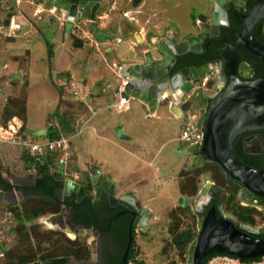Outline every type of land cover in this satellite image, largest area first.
Returning a JSON list of instances; mask_svg holds the SVG:
<instances>
[{
  "label": "water",
  "instance_id": "95a60500",
  "mask_svg": "<svg viewBox=\"0 0 264 264\" xmlns=\"http://www.w3.org/2000/svg\"><path fill=\"white\" fill-rule=\"evenodd\" d=\"M35 1L38 5H44L47 10L53 9L60 14L65 22L67 36L74 24L80 21L88 22L95 28L96 13L107 0ZM238 1L227 0L224 3V0H211L210 21L201 28L199 37L189 35L178 40L173 35L171 39L154 41L150 44L151 48L137 54L138 59L135 62L121 65L119 73L125 80L121 96L141 100L151 111L165 100L180 105L187 100H196L199 106L196 126L202 130L203 137L201 143L188 145L186 152L195 165L202 162L217 163L223 169L227 180L237 183L243 189L241 203L258 207L264 212V168L257 170L244 164L235 155L230 141L231 136L238 130L264 128V74L249 80L253 77V70L246 63L238 66L236 54V48L243 47L255 55L264 67V45L255 39L252 32L253 27L264 19V6L254 5L243 17L235 44L231 45L223 40L232 49V62L224 56L227 61L222 57L218 62L199 68H185L170 75L178 57L191 53L200 54L201 44L205 39L218 35L219 26L227 22L226 10L231 6L237 9ZM208 73L213 76V86L205 91L202 87ZM226 77L229 83L225 86ZM213 87L224 88L215 95L216 93H212ZM44 133L43 129H38L32 132V136L39 137ZM87 172L93 187L94 202L101 200L107 202L109 207L120 204L128 210L138 211L135 198L128 193L117 195L116 184L111 179H103L98 169L92 172L91 167H87ZM53 179L63 183V187L57 190V195L61 192L64 196L74 194L76 202L87 197L84 185L65 178L62 173L54 172ZM206 184H209L208 180L204 181V187L199 191L200 196L206 195ZM3 195L0 188V201ZM63 207L66 208V205ZM194 212L198 217V236L188 248L186 264H204L206 256L211 253L233 255L243 260L264 255V238L252 235L264 233V226L256 229L239 224L233 216L222 210L221 203L218 208L212 207L206 215L195 209ZM131 244L132 234L129 231L127 245L118 264H133L128 259Z\"/></svg>",
  "mask_w": 264,
  "mask_h": 264
},
{
  "label": "rangeland",
  "instance_id": "374dc122",
  "mask_svg": "<svg viewBox=\"0 0 264 264\" xmlns=\"http://www.w3.org/2000/svg\"><path fill=\"white\" fill-rule=\"evenodd\" d=\"M111 0L105 1L99 10L96 13V27L100 26L98 31H109L108 33L112 38L115 37V35L119 36L123 41L121 44L116 45L114 44L113 51L106 55L107 56V62H110L111 60H114L120 64L121 62H126L132 59L133 54L136 52L134 49H131L128 47V44L132 41V39L127 35V29L129 27L128 23V17H123L121 20L119 19L118 9L115 8L114 11H111L109 13V9L111 8L110 4ZM123 2L122 6L127 7L126 4H124V0H120ZM133 1V0H132ZM155 5L156 7L152 8H146V5L142 8V14L138 16V20L140 21V24L144 25V27L147 28V33L149 36L158 35V36H164L167 32L173 31L175 34L176 39H184L188 34L194 33L196 34L197 28L194 27L192 24L193 21L197 18H202L207 16L208 9L211 6V0H157V2H154V0H147V5ZM11 3L9 1H2L0 0V25H3V20H6L7 17L14 15L17 17V19H20V15L17 13V9L14 8L13 11L8 10V6H10ZM132 4H128V7ZM149 5V6H150ZM133 6V5H132ZM25 7V6H24ZM28 10H31L29 8ZM124 10V9H123ZM54 11V10H53ZM57 12V11H56ZM106 17H104L103 14ZM101 16H103L101 18ZM120 20L121 23L115 26L114 25ZM125 21L126 25L124 26L122 23ZM83 22V21H82ZM131 22V21H130ZM88 27L90 25L88 22H85ZM131 24H134L131 22ZM119 26V27H118ZM132 26V25H131ZM119 28V30H118ZM21 29V28H20ZM100 29H102L100 31ZM76 31V29H75ZM191 31V32H188ZM18 35V34H17ZM72 34H67L68 39L65 41L67 44L66 49H69V46L71 48V51L78 50V48H75L73 46L74 40L81 39V41L84 39V35H77L74 34L77 38H73L71 36ZM185 36V37H184ZM5 39V36L0 35V42ZM161 38V37H160ZM8 39V38H6ZM120 39V40H121ZM12 40V39H11ZM9 41V40H7ZM85 42L88 44L90 43L89 39L86 38V40L82 41V44H85ZM0 51H2V43H0ZM89 51V47H86ZM133 51H131V50ZM52 50V48H51ZM11 51V50H10ZM50 48L49 46L46 47V59H48L47 64L49 66L54 67V63L56 64V69L59 70L62 68L60 65L64 64L66 62L65 59L67 57L63 56L62 48L57 49L56 51V59L53 61H50L52 58L51 55H49ZM39 51H36L37 54ZM104 53V49L101 51ZM6 55V56H5ZM2 58H6V60L9 61V67H10V73L13 76V79L8 80L6 73H0V99L3 100V106L0 107V122L3 125L2 133L0 135V139L5 141L8 145H4L2 147V151L4 152L5 156H11V161L3 163L2 165L0 163V166L2 167V176L9 180L10 182L14 184H21V180L25 178V170H18L21 169L20 167L24 166V160L23 156L24 153L19 151L16 152L15 148H13L10 144L14 142L15 140L20 141V138L16 135L19 131V129L23 130V118L22 116H25L27 114L28 121L26 123V129L28 128V124H35L36 126L42 124L37 123L38 119H41L43 117V114L45 115H52L56 114L57 119L54 118H48L45 123L49 121H54L55 123H58V121H66L69 120L72 116H69V113L63 112L62 106L60 107L58 105V95L52 94V92L49 90V86L46 87L44 85L41 86H35L31 82H22L21 76L24 73H20L21 71H16L15 67L21 66L22 62L19 61H13L8 59V54L6 53ZM51 56V57H50ZM118 56L121 58L119 59ZM5 60V61H6ZM109 60V61H108ZM55 61V62H54ZM4 61H2L3 63ZM51 62V63H50ZM21 63V64H20ZM1 65V64H0ZM15 66V67H14ZM60 66V67H59ZM112 67V65L110 66ZM4 68V67H3ZM50 80L53 82V88L58 92L57 86H64L62 83L63 76L61 74L52 73L50 71ZM52 77V79H51ZM21 80V81H20ZM47 82V80H45ZM68 86L70 83H66ZM55 85V87H54ZM57 85V86H56ZM65 87V86H64ZM71 94L70 98H73V100H77V98H80L82 95V90L80 88H77L76 86H71ZM77 93V94H75ZM21 103H23L24 113L23 110H20L19 104L21 106ZM80 102L73 104V109L69 108L68 112H72L75 110V108L78 111H81L82 114L85 116V122L89 121L91 118L93 121H96L97 116L94 117L92 114V111H88V109L84 105H80ZM191 103V110L196 109V103L193 101V99L190 101ZM189 103V104H190ZM85 104V103H81ZM60 107V108H59ZM7 110L17 111L16 113H19L21 117L18 116H11L9 117V112ZM20 111V112H19ZM58 112L59 114H57ZM110 113H113L112 110L109 111ZM55 115V116H56ZM115 117V116H114ZM77 118V117H75ZM79 118V117H78ZM7 119V120H6ZM185 119V117H184ZM184 119L181 120V122L178 123L175 130H172L173 125L170 123L169 129L171 127V130H169V133L171 137H180L181 136V128H182V122ZM44 117L42 118V121L44 122ZM78 120V119H77ZM77 120L75 121V129L77 127ZM41 121V122H42ZM186 122V121H185ZM90 123V121L88 122ZM92 124V122L90 123ZM12 126L13 130H9V127ZM25 126V125H24ZM88 126V124L86 125ZM84 126L82 125V128ZM78 128V127H77ZM152 131H156L155 129H152ZM107 132L109 134V130L107 129ZM26 134V133H25ZM153 136L156 135L155 132L152 133ZM81 133L78 134V141H82ZM168 137V136H167ZM149 139V138H148ZM21 140H24L21 138ZM151 140V139H150ZM149 140V141H150ZM155 140L158 142L157 144L152 140L150 142L152 148L155 150H161L159 151V156L162 157L157 159L156 162H151L150 166L148 164V168L146 166L138 168L140 171L137 172L135 175H133L132 179L135 181H139L136 183L135 188L139 189V198L143 200V203H140L141 205H145L149 210L153 213L152 221L150 222L146 233L137 234L134 239V257L138 262H142V264H186L187 259L186 254L185 257H181L179 253L177 252L175 246L172 244V235L170 233L171 225L172 231L179 232L189 226H191L192 222L188 219L186 215L183 213V209L186 205H191L192 200H194L195 196L191 199L190 197H184L180 194L181 189L183 187H187L188 184H190L191 179H198L197 185L199 186V189L202 188V185L206 179H212V173L208 166L203 165L199 167L200 165H195L193 162H191V156H186L185 153L177 152L176 146H165L160 147L161 143L159 140V136L157 135L155 137ZM182 140V139H181ZM77 140H73L71 144L72 151H74L78 157L80 158L81 155L86 156V154L83 151L78 150L79 143ZM183 141V140H182ZM181 144H187L185 141ZM36 142H42V141H36ZM160 143V145H159ZM73 145V147H72ZM181 145V147H182ZM102 148H105V146L108 148V144L106 143L101 144ZM89 150L91 149V143L87 147ZM100 150V149H99ZM87 151V150H85ZM144 154V153H143ZM89 155H92L90 152ZM158 156V157H159ZM150 154H145V159L149 161ZM187 157V158H185ZM20 160H23L20 161ZM15 166H11V163ZM22 162L23 164H21ZM73 162V158L71 159V162L69 164V169L75 170L76 168V162ZM78 164V163H77ZM20 166V167H19ZM82 166V165H81ZM118 166V165H117ZM199 167V168H197ZM11 168V169H10ZM35 169V168H33ZM30 169V173H33L34 170ZM198 169V170H197ZM11 171V172H10ZM200 171V172H198ZM79 172L81 175L87 176L88 172L86 167L84 169H79ZM78 172V173H79ZM198 172V174H197ZM27 173V172H26ZM19 175H21V180L19 179ZM28 175V174H27ZM33 178V177H32ZM144 178V179H143ZM31 181V178H29ZM26 179L25 181H29ZM29 181V182H30ZM87 180H85L84 187L88 183H86ZM134 181V182H135ZM193 181V180H192ZM119 183V182H118ZM192 183V182H191ZM120 185V184H119ZM117 186V195H119V190H121L120 186ZM188 188V187H187ZM20 191H12V192H6L3 195L2 202L3 204L6 202L7 204H20L19 207H23L22 201L24 199V194H18ZM126 193V192H124ZM121 193V194H124ZM182 207V208H181ZM228 213H231L230 211H226ZM177 218V219H176ZM176 219V220H175ZM35 228L37 229L38 234L34 236L32 234L31 236V229ZM176 226L178 228L176 229ZM30 237L25 238L22 237L19 233L16 231H13V227L7 226L3 228V232H6V235L4 236L6 239L4 242V248L5 250H9V257L12 259H18V257H23L28 255L31 256V253H34V259H32L30 262L40 260L41 256H44L45 254L50 253L52 250L56 251L60 247L67 245L64 241L61 232H63L62 227L56 223V218L53 215L49 216H42L39 217L32 222H28L27 224ZM76 228V227H75ZM193 229H196L193 224ZM75 234L72 232H64L68 238L74 239L76 236H80L81 242H88L92 250V258L91 260L86 264H94L95 258H96V238L91 232H81L79 230H74ZM94 236V237H93ZM94 246V247H93ZM186 259V262L184 261ZM75 261L73 259L68 260V264H74Z\"/></svg>",
  "mask_w": 264,
  "mask_h": 264
},
{
  "label": "crops",
  "instance_id": "0c3cea01",
  "mask_svg": "<svg viewBox=\"0 0 264 264\" xmlns=\"http://www.w3.org/2000/svg\"><path fill=\"white\" fill-rule=\"evenodd\" d=\"M4 1H9L11 3V5L8 6V10L13 11L14 8L17 9L20 19H17L15 13L11 18L21 24V29L17 32L18 35L13 37L12 40L10 38H3L0 42L3 45L2 51H0L1 75L2 73H6L8 80L13 79V76L10 73L11 69L9 67V61L6 60V58H4L6 61L2 58L9 52L8 59L22 62V64L20 63L21 66H14L16 71H21L20 73L26 72V74L24 73L21 76L22 82L25 81L28 83L33 81L32 83H35V86L44 85L46 87L48 85L52 94L55 93L58 95V105L60 107L62 106L63 112H65V114L69 113V116L77 117L76 120H78L76 123L78 128L76 127L74 132L70 135L71 159L73 158V164L76 162V168L84 169L85 167H91L92 171L98 169L103 177L111 179L116 184V192L117 186L120 184V194L126 192L135 198L136 203H143V200L139 198V189L135 188L136 183L139 181H135L132 177L141 170L140 167L146 166V168H148V164L150 166L151 162H156L159 158L162 159V157L159 156V151L161 150H155L152 148L150 142L153 140L157 144L158 142L155 140V137L158 135L161 143L160 147L169 145L176 146L178 153L182 151L186 156H189L186 152L188 145L181 144V136L171 137L169 133L171 127L169 129V126L171 123L173 125L172 130H175L178 123L184 119L185 112L190 111L189 113L191 114V104L189 105V108L185 110V104L181 106L174 101L169 102V100H165L163 103L159 104L155 110L151 111L143 101L129 98L128 101L120 107L113 106L118 100L116 90L120 82L110 66L112 64L123 65L125 63L135 62V59H138V53L145 50L151 42L158 41V38L162 37L158 35L149 36L147 28L140 24V21L137 18L142 14V8L145 5L146 8L148 7L150 10L156 6L153 4H149L150 6L147 5V0H141L140 4L137 6H132V0H124V4H126L127 7H123V2L120 0L110 1L111 8L109 9V13L116 8L118 9L119 14L122 13V15H119L120 20L123 17H128L127 19L130 28L127 29V35L132 39L128 44V47L136 51L131 60L118 64L115 61L116 58L107 62L106 55L113 51L114 44L119 45L122 43L123 40L119 36L115 35V37L112 38L108 33L109 31H103L100 29V31H102L99 32L98 29L100 26L95 28L92 26L88 27L84 21L77 22L68 34L76 33L77 35H84L83 40L88 38L90 43L87 44L85 42L82 48H78V50L73 52L71 51L70 46L69 49H66L67 44L65 41L68 37H65V22L61 19L58 12L53 11V9L47 10L44 5H38L35 0ZM154 2H157V0H154ZM129 3L132 5L128 7ZM29 8H31V10H28ZM103 15L106 17L105 15L107 14L104 13ZM102 17L103 16H101V18ZM120 20L114 25V28L121 23ZM130 21L134 24H131ZM123 22L124 23L122 24L125 26L126 23L125 21ZM91 28L95 30L93 31ZM189 35H191V33L187 36ZM136 36H138V39H136ZM117 39H121L120 42H118ZM47 46L52 48V58L50 61L56 59L57 49L62 48V52L65 53L63 56L67 57V59H65L66 62L60 65L62 68L59 70L56 69L55 63L54 67L47 64V55L45 56ZM87 46L90 49L89 51L86 48ZM102 49H104V53L101 52ZM36 51L39 52L36 54ZM118 58L121 59L119 56ZM2 61L4 62L2 63ZM49 69H51L50 71L52 73L61 74L63 76V78H61V84H64L66 81V83H70L71 86L80 88V90H82L81 97L77 98L75 101L73 98H70V95L60 97L59 93L53 88L54 81L50 80ZM45 80H47V82H45ZM66 83L65 85H67ZM2 101L3 100L0 99V107L3 106ZM77 102H80V105L87 106L86 108L88 111H92L94 117L97 116L96 121H93L91 118L89 121L90 123L92 122V124L88 123L89 121L85 122L84 114L76 108L71 113L68 112V109H73V104ZM110 110H112L113 113H110ZM56 113L59 114L58 112ZM43 117L45 119L44 122L42 121ZM43 117L37 120V123L42 124L38 126L35 124L27 125L28 128L24 132L26 133V136H32V132L38 129H43L45 133L42 136H45L49 125H51L52 128L58 127V123H55L53 120L49 121L47 125L45 123L49 117H55L57 119V115L55 116L52 114L49 116L48 114H43ZM187 120L188 119H184L181 123V131ZM87 124L88 126H86ZM82 125L84 126L83 128ZM2 129L3 125L0 122V135L3 132ZM107 129L109 130V134ZM152 129H155L156 131H152ZM153 132H155L156 135L153 136ZM79 133H81L80 137L83 136L81 142L78 141ZM74 139L79 143V152L83 151L87 158L83 155L79 158L78 155L72 151L71 144ZM15 141H10V144L15 145L12 147L16 149V152L19 151V154L20 152L24 153L26 150L25 147L21 144H17V141ZM24 141L30 142L27 138H25ZM90 143L91 149L89 150L87 147ZM103 143H106V145L108 144V148L106 146L105 148H102L101 144ZM4 145L10 146L0 139V163L2 165H4L3 163L12 160L11 156L4 155V152L2 151ZM90 152L92 155H89ZM146 153L150 154L149 161L145 159ZM23 160L20 161L23 162ZM22 162L20 163L23 164ZM23 165L24 166L22 167L19 166L21 169L18 170H25V164ZM11 166H13V168L15 167L12 163ZM138 168H140V170ZM29 171L30 170L27 169L25 170V178L19 175L20 180L24 178L20 181L21 184L11 183L15 186L28 184L30 181L29 178L33 176ZM26 179L29 181H25ZM3 192L6 193L7 191L3 190ZM18 194L21 195V191L18 192ZM27 196L28 194L22 199H25ZM4 204L7 203L5 202ZM68 214V211L65 210L61 214L54 215V217L59 216L60 218L63 215V218L66 219ZM63 230L65 232L68 230L73 234L77 233L74 230L85 232L83 229L70 228L68 226H63Z\"/></svg>",
  "mask_w": 264,
  "mask_h": 264
},
{
  "label": "trees",
  "instance_id": "16d2710c",
  "mask_svg": "<svg viewBox=\"0 0 264 264\" xmlns=\"http://www.w3.org/2000/svg\"><path fill=\"white\" fill-rule=\"evenodd\" d=\"M141 0H133V6L139 5ZM11 16L7 17L6 20H3L4 25H8ZM242 19H235L233 21V25H231V37L229 39H235V36L238 31V26H241ZM93 31L95 29L91 28ZM72 34V33H71ZM261 34V33H260ZM74 39L77 38L74 34L71 35ZM12 39V37L10 38ZM84 41V40H82ZM81 39L74 40L73 46L75 48H82ZM264 44V42H262ZM50 48L49 55H52V50ZM218 51V50H215ZM241 59L247 62L250 67L254 70V77L253 79L259 78L261 75L264 74V67L259 61V59L250 53L247 50L241 49ZM218 56V52H209L208 55L205 57H200L196 59L195 57H189L186 61V65H200L204 62H207L211 59H214ZM202 58V59H201ZM57 86V85H56ZM65 86V87H64ZM64 86H57L58 93L60 97L69 96L71 94L70 87L68 85ZM189 103L185 104V110L189 108ZM20 110H23V103L21 106L19 104ZM9 112V117L18 116L21 117L19 113H16L12 110H7ZM20 112V111H19ZM56 115V114H55ZM24 117V118H23ZM23 118V130H19L16 137L18 136L20 139L27 138L29 141H44L47 140H54L59 139L62 137H69L75 130V117H71L69 120L58 121V127L52 128L51 125L48 126V130L45 136L39 137H32L24 133L27 123V114L22 116ZM7 120V119H6ZM25 125V126H24ZM241 143V138H240ZM236 155L239 156L240 153L235 152ZM24 163L27 170L33 169L34 167L37 168V171L34 172L35 177L31 180V183L23 184L21 186L13 185L9 180L5 179L2 176V167L0 166V187H2L5 191L11 192L15 190H20L24 194H28V196L22 201L23 207H19L20 204H3L0 202V211L3 209H8L13 215V231L19 233L22 237L26 239L30 237V233L27 227L28 222H32L33 220L42 217V216H50L54 214H60L65 211L63 205H66L67 209H70V213L68 219L71 225H79L84 228H90L92 230L100 231L102 234H106L104 228L108 227L109 220L106 218L111 216V209H109L106 203L102 202H93L91 190L92 186L88 181V184L85 185L86 191L89 195L83 198L80 202H76L74 197H65L62 201L57 197V190L62 188L63 183L60 181H55L53 179V172L58 170L57 168V161L59 159V152L52 151L47 152L46 154L40 155L38 158H34L30 155V153L25 150L24 152ZM246 162V161H245ZM247 163V162H246ZM249 164V163H247ZM252 165V164H249ZM209 167L212 173V179L218 184L220 188H223L228 194L229 198L227 201L226 211H230L233 215L243 224H250V225H258L264 221V217L255 218L254 212L255 209L242 206L237 199V190L239 189L238 186L231 184L224 176L222 169L220 170L218 167ZM201 167V166H199ZM197 167V168H199ZM198 170V169H197ZM200 172V171H198ZM197 172V174H198ZM87 177V176H86ZM87 180V179H86ZM193 180V181H192ZM198 180V179H197ZM196 179H191L190 184L187 187H183L181 189L180 194L182 196L190 197L191 199L197 195L199 186L197 185ZM192 182V183H191ZM84 185V184H83ZM32 194V195H31ZM182 208V207H181ZM184 215L188 217V219L192 222L191 226L179 231L174 232L172 229L174 228L171 225L170 233L172 235V244L175 246L177 252L181 257H185L188 255V248L193 240H195L198 236V230L193 229L196 227V220L195 216L192 212V209L189 205H186L182 210ZM260 215V213H257ZM177 219V218H176ZM175 219V220H176ZM121 227L117 230V238H114L112 242V248L110 244L103 246L102 253H101V261L97 264H118L128 241V232L123 227V223H121ZM173 227V228H172ZM178 226H176V229ZM32 234L36 236L38 234L37 229H31V236ZM62 237L67 245H64L57 249L56 251H51L44 256H41V260L44 264H68V260L71 258L75 261V264H86L88 263L92 256L91 247L88 242H81L80 236H76L73 240L68 238L67 235L61 232ZM255 237L263 238L262 235H253ZM134 241H132L131 249L129 252V259L134 264H142V262H138L134 257ZM9 250H4L3 255L5 257L6 264H27L32 259H34V253H31V256H24L18 257V259H12L9 257ZM214 254H209L205 258V262L208 260L210 256ZM187 259V256H186ZM186 259L184 260L186 262ZM250 260V259H245Z\"/></svg>",
  "mask_w": 264,
  "mask_h": 264
},
{
  "label": "flooded vegetation",
  "instance_id": "af4514ba",
  "mask_svg": "<svg viewBox=\"0 0 264 264\" xmlns=\"http://www.w3.org/2000/svg\"><path fill=\"white\" fill-rule=\"evenodd\" d=\"M77 1H79V0H72V2H77ZM225 2H227V0H224V3ZM256 4H261L263 7L264 6V0H239L238 4H237V9L234 8L233 6H231L229 9H227L226 10L227 22L225 25L219 26L218 35L215 37H212V38L205 39V41L201 44L202 45V52L200 54L191 53V54H187V55H183V56L178 57L177 64H175V68L170 72V75H173L176 72H180L181 70H184L185 68H189V67L199 68V67L204 66V65L209 64V63L218 62V61L222 60V57H224V56H227L228 61L232 62V60L234 58V55L232 54V49L230 46H227V44H225L223 42V40H226L231 45L235 44L242 24H241V26H238V31H237V34L235 36V39H229L231 37L230 36L231 35L230 29H231V25H233V21L235 19H242V21H243V17L248 12H250V10ZM220 7H222V4L220 5ZM210 9H211V6L208 9V13L206 14L207 16L202 17V18L201 17L197 18L193 21L192 24L194 25V27L197 28V30H196L197 32H196V34L191 33V37H199L200 33H201V28L204 25L209 23V21H210V16H209ZM204 32H206L205 29H204ZM252 32L254 34L255 39H257L261 44H263L262 42H264V19L261 20L260 22H258L253 27ZM173 35H174V32L169 31L166 33V35L162 36L161 38H158V41L161 39H165V38L171 39L173 37ZM150 44H153V42H151ZM151 47H152V45L148 46L147 48H151ZM241 49H244V48L243 47L236 48V54L238 56V66L241 63L248 64L247 62L243 61L240 57ZM215 50H218V51H215ZM211 51L218 52V56L216 58L211 59L207 62H204L200 65H186V61L189 59L190 55H191V57L197 56L196 59H199L200 57H202V58L205 57ZM227 59H226V57H224L225 61H227ZM249 67H250V65H249ZM242 72L245 73V70H243ZM253 77H254V70H253ZM253 77L249 80H253ZM228 83H229V79L226 77L225 78V86ZM210 86L211 87L213 86V76L210 73H208L205 76L204 84H203L202 88L205 91H208L209 88H211ZM223 88L219 87V89H218V87L217 88L213 87L212 93H216L215 95H217V94L221 93ZM193 101L196 103L197 118H198V116H199L198 102L194 99H193ZM186 102L190 103V101L187 100L185 102H182L181 106L184 105ZM240 138H241V143H240ZM230 141H231V146L233 148L234 153L237 151H238V153L241 152V154H239V156L236 155V153H235V155L244 164H246L247 166H250L254 169H257V170L264 168V128L263 127H257V128H252V129H248V130H238V131L234 132V134L231 136ZM245 161L249 164H252V165L247 164ZM192 162H193V160H192ZM206 164L211 166V167L213 166V167H218L219 169L221 168L215 162H202L200 164V166H203ZM34 168H36V167H34ZM86 169H87V167H86ZM33 170L35 172V171H37V168L33 169ZM71 170L75 171L77 173L79 184L83 185V183L85 182L86 179H87L86 183H88V181L90 182V180H91L90 177L88 175H87V177L84 175H81L78 168H75V170H73V169H71ZM34 172L32 173L33 176H31V180L35 177ZM92 172H94V171H92ZM222 172L225 176L223 169H222ZM225 178H226V176H225ZM103 179H109V178L103 177ZM206 180L209 181V184L207 186L206 195L200 196V194H199V191H201L204 187L202 185V188H200L198 190L197 195L195 196L194 200H192V204L190 205L192 212L195 216L196 228L198 229V217L195 214L194 209L199 211L200 213H203L206 215L212 207L218 208L219 203L222 204V210H224L225 213H227L230 216H233L239 222V224H243L233 215V213L226 212V209H227L226 206H227L229 194L223 188H220L218 186V184L213 179H206ZM229 182L233 185L238 186L239 189L237 190V194H236L237 199L239 200L240 205L246 206V205H243L241 203V200H240V196L242 194H244L243 189L237 183L232 182V181H229ZM29 183H31V181ZM90 184H91V182H90ZM21 193L24 194L22 191H21ZM24 195L26 196V194H24ZM88 195H89V193L87 192V196ZM91 195H92V199L94 202L93 187L91 190ZM71 196H73L75 199L74 194H72L70 196H64L63 193L61 192L59 195H57L58 199L61 201L65 197H71ZM97 202L106 203L108 205L107 202H103L101 200H98ZM136 204H137L136 209L138 211L128 210L125 206L120 205V204H117L116 207H109L108 206L109 209L112 210L111 211L112 214L110 217L106 218L107 220H109L108 227L104 228L106 234H102L100 231L92 230L90 228L86 229V228L79 226V225H71V223L68 219L69 214H68L66 219L63 218V215L60 218H59V216L55 217L56 223L62 227V230H63V226H68L70 228L76 227V229H85V232L93 233V235L95 236L96 241H97L96 258H95L94 264H97L99 261H101V253H102L103 246L108 245V243H109L111 248H112V242H113L114 238H117L116 232H117L118 228L121 227V225H122L121 223H123V227L128 232V234H129V231H131L132 241H134V239L136 237V233L137 234L146 233L147 228H148L150 222L152 221L153 213L151 210H149L147 207H145V205H141L140 203H136ZM248 207L255 209V212H254L255 218L264 217V212L261 209H259L258 207H255V206H248ZM144 208H145V210H143ZM66 210L68 211V213H70V209L66 208ZM257 213H260V215ZM54 215H58V214H54ZM245 225H249V226L257 229V228H261L264 226V221L258 225H250V224H245ZM142 227H143V229H141ZM252 235H258V236L262 235V237L264 238V233L252 234ZM128 259H129V257H128ZM129 261H131V259H129Z\"/></svg>",
  "mask_w": 264,
  "mask_h": 264
},
{
  "label": "built area",
  "instance_id": "2783aa9c",
  "mask_svg": "<svg viewBox=\"0 0 264 264\" xmlns=\"http://www.w3.org/2000/svg\"><path fill=\"white\" fill-rule=\"evenodd\" d=\"M20 28L21 24L16 22L13 18H10L8 25H0V35H3V37L5 36V38L16 37ZM117 41L120 42V39H117ZM120 67L121 65L112 64L111 68L120 82L116 90L118 100L113 104L115 107H120L128 101L127 97L121 96V93L124 90L125 80L120 76ZM187 119L188 120L184 123V128L181 132V139L188 145L201 143L203 132L196 126L197 116L191 113ZM10 129L13 130V127L10 126L9 130ZM70 141L71 137L69 136L54 140L45 139L42 142H26L20 139V141H17V144L23 145L34 158H38L40 155L46 154L47 152L57 150L59 152V159L57 161L58 170L63 173L65 178H70L73 181H76L78 180L77 173L69 169L71 158ZM54 172H56V170ZM13 221V215L8 209H3L0 211V264H6L3 251L5 250L4 242L8 239L4 237L6 232H3V228L10 225L12 226ZM27 264H44V262L36 260L33 262H28ZM205 264H264V255L250 260H243L233 255L214 254L208 258Z\"/></svg>",
  "mask_w": 264,
  "mask_h": 264
},
{
  "label": "clouds",
  "instance_id": "9594fccd",
  "mask_svg": "<svg viewBox=\"0 0 264 264\" xmlns=\"http://www.w3.org/2000/svg\"><path fill=\"white\" fill-rule=\"evenodd\" d=\"M187 103H189V102H186L185 104H187ZM190 111H186L185 113V119H187L188 118V116H189V113ZM189 113V114H188ZM191 113H193V114H195L196 116H197V110L195 109V110H191ZM198 119V118H197ZM30 142H33V141H30ZM188 145V144H187ZM26 149V148H25ZM27 150V149H26ZM28 151V150H27ZM72 155V154H71ZM72 157V156H71ZM71 159V158H70ZM70 162H71V160H70ZM70 164V163H69ZM56 172H60V173H62L61 171H56ZM63 174V173H62ZM74 182H77L78 183V180H76V181H74ZM63 187V186H62ZM2 190H4L2 187H0ZM65 210H66V208H65ZM61 214V213H60ZM54 216V215H53ZM50 217V216H49ZM64 231V230H63ZM65 232V231H64ZM75 238V237H74ZM223 254V253H222Z\"/></svg>",
  "mask_w": 264,
  "mask_h": 264
},
{
  "label": "bare ground",
  "instance_id": "6f19581e",
  "mask_svg": "<svg viewBox=\"0 0 264 264\" xmlns=\"http://www.w3.org/2000/svg\"><path fill=\"white\" fill-rule=\"evenodd\" d=\"M20 130V129H19ZM208 186V184H206V187Z\"/></svg>",
  "mask_w": 264,
  "mask_h": 264
}]
</instances>
